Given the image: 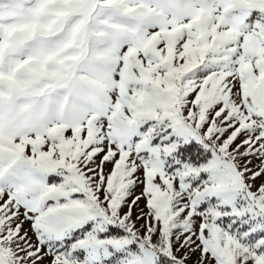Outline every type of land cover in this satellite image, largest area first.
Here are the masks:
<instances>
[{
  "label": "rangeland",
  "instance_id": "rangeland-1",
  "mask_svg": "<svg viewBox=\"0 0 264 264\" xmlns=\"http://www.w3.org/2000/svg\"><path fill=\"white\" fill-rule=\"evenodd\" d=\"M244 214L264 230V0H0V264H264Z\"/></svg>",
  "mask_w": 264,
  "mask_h": 264
},
{
  "label": "trees",
  "instance_id": "trees-1",
  "mask_svg": "<svg viewBox=\"0 0 264 264\" xmlns=\"http://www.w3.org/2000/svg\"><path fill=\"white\" fill-rule=\"evenodd\" d=\"M182 148L184 151V154L182 156L183 160L186 162H190V163H200L203 161H206L208 159V156L210 155V152L207 148H204L201 144L196 143V142H190L189 144L183 145ZM246 214L242 215L241 217H239L240 219H243L242 224L243 225H239L241 224L240 221H234L232 223V226L234 225H238L240 227H238V229H227L231 234L235 235L237 238H239V240L244 243V245H247L248 247H250L253 252L255 253H259L260 250L264 249V246L260 247L259 249H255L254 246L252 245L253 240H255L256 237L259 236H263L264 234V230H259L256 233H248L247 235H243L240 234V230H245L248 227H250L251 225L249 223H246L247 220H249V218H246ZM246 219V220H245ZM251 219V218H250ZM254 220V219H253ZM160 262V263H159ZM181 264L180 261L170 258V257H166L161 255L160 259L158 260L157 264Z\"/></svg>",
  "mask_w": 264,
  "mask_h": 264
}]
</instances>
